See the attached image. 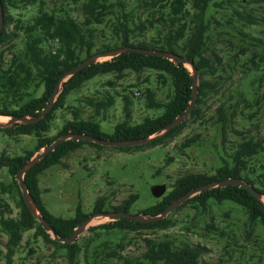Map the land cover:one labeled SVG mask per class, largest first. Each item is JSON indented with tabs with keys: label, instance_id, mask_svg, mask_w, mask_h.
I'll list each match as a JSON object with an SVG mask.
<instances>
[{
	"label": "trees",
	"instance_id": "obj_1",
	"mask_svg": "<svg viewBox=\"0 0 264 264\" xmlns=\"http://www.w3.org/2000/svg\"><path fill=\"white\" fill-rule=\"evenodd\" d=\"M234 1H237L241 7L234 8L235 6L232 5ZM227 2L229 3L228 6L232 5L231 7L234 9V13L229 17L230 21L236 19L243 22V25L258 23V18L252 12V7L263 5L264 0H138V7L148 9L152 13H150L151 16L147 18V21H140L135 26L136 30L144 33L148 28L154 27L157 23H162L165 31H159L157 36L149 42L143 40L131 43L130 34L135 33V30L128 23L130 12L125 11V3L118 0V5L121 8L117 13L118 26L115 29L120 37V44L103 43L101 46H97V25L107 23L109 13L115 14L111 12L114 4L108 3L107 0L81 1L82 19L80 20L74 17L73 10L68 8L57 10L49 7L45 0H2L4 27L0 38V88L8 96L17 100L19 105L18 107H11L7 101L0 102V115L36 117L47 106L55 86L63 74L96 53L126 45L168 50L191 58L198 69V95L194 109L182 123L175 126L166 135L150 143L115 148L128 151L133 148L161 145L166 139L179 135L189 120L203 118L208 99L218 95L221 91V82H219L218 77L221 79V72H225L226 68L222 56L209 45L210 23L206 21V15L211 6L222 9ZM20 6H37L38 12L29 23L24 24L18 19L14 28L9 29L13 20L10 8ZM121 9H124L123 12L120 11ZM21 31L24 35L23 46L18 48L15 39L20 36ZM6 52H9L11 56H7ZM252 61L254 60L252 59ZM129 72L136 73L138 78L143 73L148 72L141 83L151 82L152 72L154 73L157 85L154 87L147 86L144 95L147 108L158 112L156 115H147L141 122L134 123L132 117L134 96L128 93L126 89L121 90V93L107 90L101 96L85 98L83 105L86 108L90 107L93 111L87 117L84 116L82 108L84 106H67L73 118L66 120L55 135H48L52 129L56 110L66 107L67 99L73 91L99 75H113L114 79H109L105 86H116V82L126 78ZM192 84L193 74L191 70L178 60L134 51L124 52L109 60L94 63L70 77L64 83L63 89L53 103L51 110L40 122L0 127V131L12 136L35 135L37 137L35 150H29L23 155L16 156H11L5 151L0 154V169L6 167L12 175L11 184L0 182L1 191L7 192L10 187H16L20 196L19 217L6 215L4 213L7 211L6 209L9 213H11V209L0 198V207L3 206V209L0 210V234H8V240L5 244L7 249L5 255L8 262L12 261L24 233L31 229H35L34 238L37 239L40 236L47 243L65 250L71 264L81 253V246L76 241L69 244L53 239L30 211L16 179L18 170L26 162L43 147L69 132L86 133L111 140L148 137L189 108L193 97ZM134 86L136 85H132V87ZM166 86L169 87L168 92L166 97L161 99L157 94V89ZM42 87L41 95L36 96L35 93ZM134 93L136 92L134 91ZM117 97L123 101L125 119L115 125L112 133H108L103 129L102 122L106 117L107 110L116 103ZM240 103L246 106L250 104V100L242 92L239 93V99L235 102L229 105L225 101L222 102L212 116L214 122L219 125L223 142L226 141L228 130L233 128L232 125L240 114L238 108ZM250 117L252 118L253 115ZM195 142V138H189L185 140L182 146L186 148ZM86 144L98 149L107 147L88 140H67L24 175V180L41 214L51 224L54 231L62 237L71 236L75 228L84 222L90 213L84 212L80 203L73 217L53 214L46 207L41 196L39 176L50 167L62 163L63 158ZM263 152L264 132H259L257 135L244 134V138L237 143L233 154L228 159L221 157L222 164L215 169L213 174L190 172L180 176L171 186L170 191L158 199L155 204L143 209L141 213L146 215L160 214L168 205L188 191L213 180L226 178H242L264 195V187L258 186L253 179L245 177L243 174L248 160ZM137 199L138 195L132 194L122 205L115 206L113 210L130 212L132 204ZM105 200V197H99L95 201L92 212L106 211L103 208ZM210 200L219 203L233 201L241 206L247 213L248 233H251L258 224L264 226V205L247 188L230 184L214 187L189 198L159 221L137 222L127 218H119L105 224L89 227V230H168L174 226V220L171 217L173 212H177L186 206H196L206 210ZM209 227L213 228L214 225L209 224ZM144 241L146 250L140 256L138 264H212L203 258V255L208 251V247L204 244H192L170 236L149 237L144 238ZM107 256L108 258L102 259V264H108L109 259L116 257L127 263L130 262L128 258H124L117 251L107 253ZM86 261L88 264H98L97 261L90 262L87 257Z\"/></svg>",
	"mask_w": 264,
	"mask_h": 264
},
{
	"label": "rangeland",
	"instance_id": "obj_2",
	"mask_svg": "<svg viewBox=\"0 0 264 264\" xmlns=\"http://www.w3.org/2000/svg\"><path fill=\"white\" fill-rule=\"evenodd\" d=\"M45 1L49 7L57 10L71 9L75 18L82 19L80 8L83 0ZM122 1L126 5L125 11L130 12L128 23L135 30V33L130 34L131 43L143 40L149 42L159 31H165L162 23H157L144 33H140L135 26L140 21H147L152 11L138 7V0ZM107 2L114 4L111 12L115 14L109 13L107 23L97 25V46L103 43L120 44V37L115 27L118 26L117 13L121 7L118 5V0H107ZM228 4V2L224 4L222 9L211 6L206 15V21L210 23L209 45L222 56L226 71L221 72V79L218 77L221 91L208 99L206 107L204 106L203 118L189 120L179 135L166 139L161 145L124 151L115 147L98 149L86 144L71 152L63 158L62 163L50 167L39 176L41 196L46 207L53 214L73 217L80 203L84 212L94 214L92 211L95 201L102 196L106 198L104 210L114 211L115 206L122 205L132 194H137L138 199L132 204L130 213H141L143 209L161 199L153 196L151 192L153 185L166 183L168 192L174 182L186 173L213 174L222 164L221 157L228 159L237 143L244 138V134L257 135L259 132H264V4L252 7L258 23L248 25H243V22L236 19L229 20L234 13L231 6L240 8L241 5L237 1L232 5L228 6ZM124 9L120 11L123 12ZM37 12V6L10 8L13 20L9 29L14 28L18 19L24 24L29 23ZM23 39L24 35L21 31L20 36L15 39L18 48L23 46ZM6 55L11 56L9 52H6ZM111 58H101L100 61ZM187 67L191 70L189 65ZM147 74L148 72H145L138 78L136 73L129 72L126 78L117 81L116 86L113 87L105 86L109 79H114L110 74L99 75L87 81L69 95L66 107L56 110L52 129L48 135H55L66 120L73 118L67 106H84L85 98L101 96L107 90L121 93V90L126 89L134 96L132 115L134 123L141 122L147 115H156L158 112L147 108L144 95L147 86L157 85L154 73L152 72L151 82L141 83ZM132 85L136 86L132 87ZM168 88L166 86L157 89L159 98L166 97ZM42 91L43 87L35 93L36 96L41 95ZM241 92L250 100V104L248 106L239 104L240 114L235 119L233 128L228 130L226 141L223 142L219 125L214 122L212 116L222 102L225 101L227 105L235 102ZM4 101L11 104V107L19 105L17 100L0 88V102ZM82 108L85 117L93 112L90 107ZM250 115L253 117L251 118ZM0 119L9 121L12 117L1 115ZM124 119L123 101L117 97L116 103L107 110L102 127L106 132L112 133L115 125ZM189 138H195L196 142L184 148L182 144ZM36 144L35 135L12 136L0 131V154L5 151L11 156L23 155L29 150H35ZM243 174L253 179L258 186L264 187V152L248 160ZM0 182L8 185L12 182V175L6 167L0 169ZM0 198L11 209V213L6 209L5 214L19 217L18 189L10 187L9 191L2 192L0 187ZM1 209L3 206L0 207ZM171 217L174 226L162 231L89 230V227L113 221L108 217H95L76 239L81 246V253L73 264H88L86 257L92 263L97 261L98 264H102V259L108 258L107 253L114 251L128 258L130 262L127 263L116 257L109 259L108 264H138L140 256L146 250L144 238L166 236L192 244L206 245L208 251L203 258L212 264L218 262L264 264V226L258 224L251 233H248L247 213L235 202L219 203L210 200L206 210L201 207L186 206L173 212ZM209 224H213L214 227H209ZM34 231L35 229H31L24 233L10 263L5 255L8 234L1 233L0 264H71L65 250L47 243L40 236L34 238Z\"/></svg>",
	"mask_w": 264,
	"mask_h": 264
},
{
	"label": "water",
	"instance_id": "obj_3",
	"mask_svg": "<svg viewBox=\"0 0 264 264\" xmlns=\"http://www.w3.org/2000/svg\"><path fill=\"white\" fill-rule=\"evenodd\" d=\"M4 27V8L2 4V0H0V38L2 34V30ZM129 51H134L146 55H156V56H161L164 58H169L171 60H178L185 64L186 66L189 65L191 67V72L193 74V97L192 101L190 103V106L187 110H185L181 115L176 117L172 122L161 128L159 131L156 133L145 137V138H138V139H129V140H111V139H104V138H99L91 134H86V133H74V132H69L67 134H64L57 138L54 142L51 144L46 145L43 147L39 152H37L26 164H24L17 172L16 174V179L19 183V186L22 191V195L24 197V200L26 201L30 211L32 214L40 221L42 224L43 228L51 234V237L59 242H64V243H69L72 244L76 241L77 237L88 227V225L91 223L92 219L95 217H108L111 218L112 220H116L119 218H127L133 221L137 222H152V221H159L165 218L169 213L177 209L180 205H182L186 200L189 198L196 196L204 191L210 190L214 187H221V186H226L230 184L234 185H240L245 188H247L255 197L257 200H259L263 205H264V195L259 192L257 189H255L254 186H252L249 182L245 181L242 178H226L223 180H213L207 184L201 185L197 188H194L190 191H188L186 194L182 195L180 198L172 202L170 205H168L163 212L157 215H146L142 213L138 214H132L128 211L125 210H120V211H100L96 212L94 214H91L88 216V218L82 222L80 225H78L73 234L69 237H62L59 236L54 229L52 228L51 224L44 218V216L41 214L38 205L36 204V201L34 200L32 194L30 193L28 186L24 180V175L28 170L33 168L37 163L41 162L42 159L47 156L51 151L55 150L57 146L62 144L63 142L67 140H88L92 141L98 144H101L103 146L107 147H128V146H137V145H142V144H147L150 143L167 133H169L175 126L179 125L182 123L192 112V110L195 107L196 101H197V95H198V69L196 68L194 61L191 58L182 56L180 54L174 53L172 51L168 50H159V49H150V48H141V47H136V46H131V45H126V46H120L116 47L110 50H106L104 52L96 53L80 64L76 65L74 68L71 70L67 71L66 73L63 74V76L60 78V80L57 82L55 89L47 103V106L36 116V117H31V116H15L12 117L11 120L9 121H0V127L5 128L9 126H13L15 124H33L40 122L42 118H44L48 112L51 110L53 103L56 101V98L58 95L61 93L64 83L73 75L78 73L79 71L83 70L84 68L97 63L101 62V58L105 57H115L118 56L124 52H129ZM105 61V60H104ZM151 192L155 198H161L162 196L165 195L167 192V184L162 183V184H155L151 187Z\"/></svg>",
	"mask_w": 264,
	"mask_h": 264
},
{
	"label": "bare ground",
	"instance_id": "obj_4",
	"mask_svg": "<svg viewBox=\"0 0 264 264\" xmlns=\"http://www.w3.org/2000/svg\"><path fill=\"white\" fill-rule=\"evenodd\" d=\"M1 116V115H0ZM0 121H4V119H0ZM263 200H264V198H263Z\"/></svg>",
	"mask_w": 264,
	"mask_h": 264
}]
</instances>
